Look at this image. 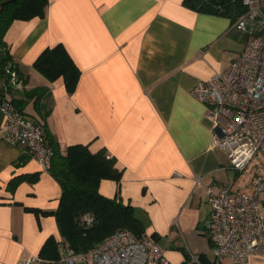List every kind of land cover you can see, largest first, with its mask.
I'll use <instances>...</instances> for the list:
<instances>
[{
	"label": "crops",
	"instance_id": "1",
	"mask_svg": "<svg viewBox=\"0 0 264 264\" xmlns=\"http://www.w3.org/2000/svg\"><path fill=\"white\" fill-rule=\"evenodd\" d=\"M5 39L25 80L0 79V97L25 100L22 111L41 121L46 141L112 155L122 176L119 184L102 179L100 192L130 202L148 221L146 233L165 240L157 242L171 261L185 257L180 248L212 256L206 185L227 182L231 166L211 146L207 104L190 90L224 70L249 35L185 0H48L44 17L14 20ZM57 43L80 69L72 93L62 77L50 81L32 65ZM3 120L0 109V264H15L39 255L49 236L60 241L53 213L25 207L56 210L61 186L27 146L4 137ZM36 172L35 181L9 188L14 177ZM247 264H264V255Z\"/></svg>",
	"mask_w": 264,
	"mask_h": 264
},
{
	"label": "built area",
	"instance_id": "2",
	"mask_svg": "<svg viewBox=\"0 0 264 264\" xmlns=\"http://www.w3.org/2000/svg\"><path fill=\"white\" fill-rule=\"evenodd\" d=\"M246 6L235 22L249 39L228 66L191 88V94L206 103V119L212 129L211 146L227 154L231 168L243 171L256 155H264V0H240ZM12 76H15L13 73ZM4 115V137L27 146L42 170L51 165L53 149L46 143L41 122L20 112L15 105L0 99ZM201 183V177H195ZM209 216L203 226L211 241L216 264L229 259L232 264H247L253 255H264V173H255L247 188L231 183L206 185ZM87 222L90 217L86 216ZM86 253L60 244L59 257L46 259L31 255L15 264H199L200 256L187 251L180 261L165 255V247L151 234L138 239L119 230Z\"/></svg>",
	"mask_w": 264,
	"mask_h": 264
},
{
	"label": "trees",
	"instance_id": "3",
	"mask_svg": "<svg viewBox=\"0 0 264 264\" xmlns=\"http://www.w3.org/2000/svg\"><path fill=\"white\" fill-rule=\"evenodd\" d=\"M185 3L197 11L227 16L232 22H236L246 11L240 0H185ZM47 5L48 0H0V79L5 84H16L23 77L5 39L6 31L14 20L44 17ZM32 65L50 81L62 77L69 93L75 90L80 69L62 43L44 48ZM13 73L15 76H12ZM0 99L12 102L20 112L27 114L22 111L25 100L15 97ZM46 143L53 149L48 171L61 186L59 205L54 211L32 207L25 209L37 215L53 213L61 238L57 241L54 236H49L39 256L57 259L60 244L76 252L87 253L119 230H127L138 239L146 235L148 221L130 202L124 203L119 195L108 197L99 190L102 179L120 182L122 170L115 165L112 155L104 148L91 151L87 144L82 143L71 144L64 149L52 138ZM37 175L36 172L16 176L10 180L9 188L14 190L23 179L35 181ZM86 216L90 217V222H87ZM151 236L154 240L158 239L154 232ZM182 251L186 256L187 252L183 248ZM199 256V264H216L214 258L210 259L205 253Z\"/></svg>",
	"mask_w": 264,
	"mask_h": 264
},
{
	"label": "rangeland",
	"instance_id": "4",
	"mask_svg": "<svg viewBox=\"0 0 264 264\" xmlns=\"http://www.w3.org/2000/svg\"><path fill=\"white\" fill-rule=\"evenodd\" d=\"M231 176L227 177V183H231L233 188L243 189L248 186L250 179L255 173H264V155L256 154L248 163L246 168L243 171H237L233 168L230 169ZM204 239V234H201ZM156 240V239H155ZM159 241L160 244H164L165 240L160 237L156 240ZM182 251V248H180ZM90 252H87L84 256V260L90 261ZM208 257H212L210 253H208ZM80 264H84L81 262Z\"/></svg>",
	"mask_w": 264,
	"mask_h": 264
}]
</instances>
